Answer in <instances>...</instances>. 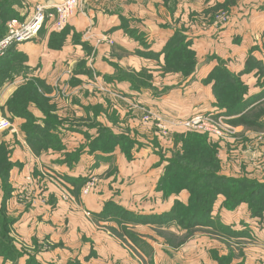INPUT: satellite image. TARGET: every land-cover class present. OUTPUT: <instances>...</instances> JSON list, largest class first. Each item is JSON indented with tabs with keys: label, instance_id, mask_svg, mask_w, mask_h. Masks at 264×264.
I'll return each mask as SVG.
<instances>
[{
	"label": "crops",
	"instance_id": "1",
	"mask_svg": "<svg viewBox=\"0 0 264 264\" xmlns=\"http://www.w3.org/2000/svg\"><path fill=\"white\" fill-rule=\"evenodd\" d=\"M26 1L55 5L61 0ZM250 1H254L261 9V12L250 15V21L225 25L222 36L211 49L202 42L199 46H189L196 51L198 60L197 68L189 75L169 70L165 66L166 48L176 32V25L170 24L168 20H163L167 22L162 23L161 4L156 5L154 0H82L66 29L55 31L46 26L36 38L18 45L17 48L25 53L27 65L32 71L10 79L8 86L0 90V106L8 105L28 79L40 81L38 90L54 109L48 108V103L40 107L37 102L30 100L26 110L32 114L34 124L42 127L48 117L45 111L57 117V121H60L57 133L62 147L41 148L38 153L28 143V137L21 135L22 126L28 123L27 118H11L17 147L21 149L23 145L20 151L27 157L21 166H15L10 172L14 191H18L17 184L22 183L23 178L25 180L30 174L37 178L43 177L42 167L53 170L56 168L60 175L67 176V184L72 189L76 181L85 178L87 172H97L101 167L98 157L104 156L115 162L123 185H113L109 189L102 186V196L97 195V192L95 196L93 194L86 199L80 196L84 204L93 205L95 208L92 210H96L113 199L128 207L124 204L131 203L133 206L142 202V198L146 200L147 194L153 193L154 196L157 195L156 198L148 202L156 208L149 213L170 212L174 206L172 199L175 200L177 196L188 191H180L177 195L176 189L158 186L167 165L164 158L171 161V156L178 150L174 134L187 132L179 130L168 137L161 136L152 123L143 121L141 108L158 112L168 119L179 120L202 111L223 113L224 109L218 106V98L214 92L216 80L209 79L210 73L220 64L235 74L246 87L244 100L250 105L243 114L264 106V37L254 39L246 34L251 31L264 32V0ZM180 10L178 8L179 12ZM168 16L170 20L172 13H168ZM131 17L140 23H128ZM102 80L107 84L101 89L97 87V83ZM156 88L159 89L157 93ZM162 89L166 92H160ZM97 107L104 108L103 113L98 112ZM114 110L120 114L119 122L110 118ZM97 122L105 127H119L125 133L127 131V134L137 131L145 136L139 135V138L146 141L150 138L147 130L151 134L155 133L156 136L151 135L155 149L142 146L132 136L136 143L131 149L118 146L110 153L99 151L96 147V139L100 134ZM235 126L238 127L237 134L246 128L244 125ZM256 135H244L245 138L237 143H234L237 135L226 141L209 139L217 148L216 157L222 168L220 175L242 178L248 176L251 180L264 182V146L261 149L262 157L256 148L259 144L264 145V136L257 139ZM250 139V146L244 148L243 145ZM69 144L78 146L70 150ZM231 148L235 150L232 153L229 152ZM235 152L243 153V159L248 162V158H256L260 167H249L243 159L238 171L230 164L222 167L224 160L232 159L230 154ZM54 156L57 157L53 160L45 159ZM66 157L73 159L70 161ZM16 158L19 163L23 160L22 157ZM78 190L80 195L81 189ZM165 190L172 194L169 197L164 196ZM74 196L78 197L76 194ZM188 197L185 196V203ZM121 198L124 200L121 201ZM218 200L221 202L224 199L220 196ZM99 204L102 205L98 206ZM131 209L135 210L132 207ZM221 220H226V223H248L251 226L248 236L255 244L244 249L247 254L242 262L235 258L233 264H264V214L252 216L248 205L242 203L232 210L222 207ZM72 221L74 222L73 216ZM75 221L79 224L83 219Z\"/></svg>",
	"mask_w": 264,
	"mask_h": 264
},
{
	"label": "rangeland",
	"instance_id": "2",
	"mask_svg": "<svg viewBox=\"0 0 264 264\" xmlns=\"http://www.w3.org/2000/svg\"><path fill=\"white\" fill-rule=\"evenodd\" d=\"M154 1L156 5L161 4L160 17L162 23L167 22L163 20H168L170 24L176 25V45L188 46L189 44L190 46L197 44L199 46L200 42H202L206 47L209 46L210 49L217 43L220 36H222V28L225 25L238 24L242 21L248 22L250 21V15L254 12H261V9L258 8V4H254V1L250 0ZM38 5L42 4H33L30 1L24 0L23 7L19 9L20 15L26 17L27 13L31 9L35 11ZM178 8H181L180 12ZM168 13H172L170 20ZM174 13L178 14L175 15ZM9 22L7 23V29L9 27ZM128 23L138 24L140 21L131 17ZM45 26H49V24L47 23ZM246 34H250L254 39L264 37V32L251 31L246 32ZM142 35L139 36L142 37ZM241 35H243V33H241ZM142 39L145 41L148 40L147 38ZM17 51L18 52L14 50L11 52L6 51L7 54L2 55L5 58L9 57V59H11V66L9 65V67L5 68L1 73V77L3 78L0 80V90L8 86L10 77L14 79L15 76H21L22 74L32 71L30 66L27 65L25 53L19 49ZM187 51L188 58L179 54V58H177L176 54V59L174 60L172 59L174 57V52L170 50L169 60L181 63L180 67L182 69H187L189 66L188 64H190L189 59L191 57L193 59L196 58L197 68L198 60L196 51ZM259 66L261 65L259 64ZM261 71H263V69ZM31 80H34V78L28 79L23 85L36 82ZM105 83L104 80H102V82L99 81L97 87L101 88L107 84ZM36 85L40 86L41 84ZM158 91L159 89L156 88L155 92L157 93ZM164 91V89L160 90V92ZM27 93H32V91L30 90ZM35 97L40 106L45 105V102H47L48 108L54 109L44 96L40 95ZM102 97L105 98L103 95ZM29 98L31 99L33 96L29 95ZM116 102L119 101L116 100ZM24 106V103L19 101L16 108L18 110H23ZM100 108L101 107H97V111L103 113L102 110L104 108ZM259 109H261V111H252L247 115L249 120L255 119L256 123L240 131L234 143L239 142L241 138H245L244 135L249 136L258 134L256 135L257 139L264 136V106ZM204 112L206 111L198 112L192 116ZM0 114L8 117L12 123L10 129L0 134V145L3 146L7 153L6 155L10 157L9 161L13 169L15 166H21L27 157L21 154L22 152L20 150H22L23 145H21V149H18L16 135L14 131H12L14 129L12 119L15 114L10 112L8 105L4 107L0 106ZM22 114L32 121L33 117L31 114ZM52 118L56 119V121L58 120L56 116H52ZM110 118L113 121L119 122L120 114L114 110ZM63 122L65 123L64 120ZM28 123L29 126H22L21 135L27 138L30 131L36 133L41 132L40 129H35L33 127L32 122ZM97 125L99 132L101 131L103 136L102 138H98L97 148L99 151L110 153L113 148L118 146L126 149L132 148L136 143L132 136H135L142 146H149L152 150L155 149V144H153V137L151 135H156L155 133L151 134L148 130L147 133L150 134L148 136L150 138L146 141L139 138V135L140 137L142 135L137 131H135V133L133 132V135L132 133L127 134V131L125 133V131L119 127H105L98 122ZM63 129L66 130V128ZM184 134H174V140L178 143V151L182 153L183 138L181 142L180 137ZM201 135L207 137L210 148L208 152L209 164L211 163V166H214L215 162L212 156H216L217 148L214 145L215 143L209 139L215 138L204 134ZM198 140L200 139L194 138L192 142H197ZM251 140L252 139L246 141L243 147L247 149V147L250 146ZM28 143L30 144L29 141ZM44 143L45 145H49V147L56 149L61 148L57 139L50 143H46V141ZM168 144L169 142L166 143V145ZM68 146L69 149L72 150V148L78 146V144L76 146L75 144H69ZM241 146L242 143L239 144V147ZM263 146V144H259V146L256 147L260 154L262 153L261 149ZM31 147L34 150L37 148V145H31ZM234 151L235 150L231 148L229 152L232 153ZM230 155L232 159L224 160L222 167H224L225 164V166L230 164L238 171V168L243 164V153L235 152V154ZM164 156L167 157V154H164ZM262 156L261 154L260 157ZM16 157L23 158L21 163L16 161L18 159ZM56 157L57 156L52 158L47 157L45 159L53 160ZM98 158V164H101V167L97 169L96 173L87 172L84 179L76 181L74 188H72L74 191L67 184L69 180L67 176L63 177L60 175L55 167V170L42 167L44 170H41L43 173V177L41 178H37L33 174H30L25 180L23 178L22 183H19V185L17 184V192L14 191V184L11 183V191L8 192L7 198L5 194L7 187L4 185V182L0 181V223L6 218L7 227L8 230H10V233H8L9 238L0 247V264H233V259L235 258L242 262L247 254L245 248L255 244L252 238L250 239L248 236L251 230L250 224L226 223V220H221L222 207L226 210L233 209L228 207V203L230 206H233V203H235L236 206L244 203L247 204L250 209L249 202L252 196L258 201L264 198V193L257 195L258 192H250L253 191L251 190L252 188H244L239 180L242 177L220 175L227 179H237L234 181L223 180L218 177L207 178L205 181L207 187L206 191H209L211 194L208 198L204 199L205 194L199 189L201 179L195 175L193 176L187 173V176H182L180 180L177 178L176 185L172 183L169 184L167 178L162 180L167 173L168 165H172L169 159L164 158L167 165L159 182L160 186L158 187L164 189L165 187H181L180 191L186 190L188 192L177 196L175 200L172 199L171 201L174 202L173 205L177 204L179 206L178 216H174L176 220L169 219V217H160L157 218L155 222H149V220L145 218L146 215L163 216L165 214L164 212L149 213V211L156 208L152 207L154 204L148 202V200L156 198L155 196L157 195L154 196L153 193L150 195L147 194L146 200L142 198L143 203L139 202L133 206L131 203L124 204L128 207L120 205L111 199L106 201L104 206L101 209L99 208L100 210L98 207L96 210H92L95 206L84 204V201L80 200V196L86 199L93 194V196H95L96 192L97 195L102 196V186L109 189V187L113 185H123L121 182L122 176H120L119 169L115 166V162L104 156H99ZM66 159L72 161L73 158L66 157ZM248 160L249 162L244 158L243 162L248 163L249 167H260L256 158L252 157L248 158ZM36 165L38 166V162H36ZM171 169H173V166ZM221 169L222 168H219L218 170L219 174L221 173ZM170 171L168 173H170ZM92 178L96 179V187L90 193L85 194L84 189ZM244 178H248V176H244ZM184 185H190L192 190L184 188ZM78 189H81L80 195L78 194ZM220 189L226 190L232 197L228 194H218L216 199L212 201V208L208 215L209 218L204 219V223L192 227L181 225L179 217L182 218L183 223H189L191 222L190 220H192L188 217L190 216L191 209L185 207V196H189L186 203H188L191 198V207L197 212L202 205L207 206ZM71 190L78 197H75ZM165 191L164 196L166 197L172 194L167 190ZM180 191H177L176 194H180ZM220 196L221 199H224L221 202L218 200ZM239 196L241 197L240 199L235 198ZM97 200L98 203H100L99 198ZM123 200L124 198H121V201ZM101 205L102 204H99L98 206ZM131 207L135 208V210L131 209ZM263 207L264 201L259 208ZM259 208L257 211L260 210ZM251 214L252 216L255 215L252 211ZM263 214L264 209L261 214L257 216H263ZM72 216L74 222L72 221ZM137 217H139V219ZM75 219L77 221L83 219V222L77 224ZM137 219L139 222L134 223ZM258 226L262 225L258 224ZM257 246L260 247L261 245Z\"/></svg>",
	"mask_w": 264,
	"mask_h": 264
},
{
	"label": "trees",
	"instance_id": "3",
	"mask_svg": "<svg viewBox=\"0 0 264 264\" xmlns=\"http://www.w3.org/2000/svg\"><path fill=\"white\" fill-rule=\"evenodd\" d=\"M23 4H24V0H0V39L3 38L7 34V32H8L7 23L10 20H18L19 22H24L33 13V11L31 12V10H30L27 13L26 17L21 16L19 9L23 7ZM44 27H46V26H44ZM176 39H177V35L175 33L170 40L171 43L166 48L165 66L169 70L178 71V72H182L183 74L189 75L192 72H194V70L196 68V58L193 59L191 57L189 59L190 64H188L189 66L187 69L186 68L182 69L180 67L181 63H177L176 61L169 60L170 59V53H169L170 50L174 52V57L172 58L174 60L176 59V57H175L176 54H177V58H179L178 54L188 58V56H187L188 51L187 50H190L193 52V50L189 48V44H188V46L186 44H185L186 46L176 45ZM20 44H22V43H16V44L12 45L7 50V52L8 51L11 52L12 50H14L15 52H18L17 47ZM7 52L5 54H7ZM12 58H14V57H12ZM10 60L11 59H9V57H6V58L3 56L0 57V80L3 78V77H1V73L5 70V68L9 67L10 62H11ZM220 65L217 66L209 75V79H215L216 80L215 85H214V92L218 98V102H219L218 106L221 109H224L223 114L226 116H238L242 113L241 116H238L237 118L235 117V118L230 119V122L233 125H244L245 127L252 126L253 123H256V121H255V119L249 120L247 115L250 114V112H252V111H261V109H259L260 107H258V108L256 107V109L249 110L243 114V112L246 110V108L250 105V103H248V101L244 100V96L246 94L245 93L246 87L244 86V84L240 81V79L235 74H233L227 68L222 67ZM9 79H11V77ZM31 81H35V80H31ZM35 83L39 84L40 82H38V81L31 82L30 84H25V85L21 86L19 88V90L16 92V95L8 102L9 110L11 113H14L15 116H22V117L27 118V116H24L22 113L31 114L30 112H28L26 110L27 103H29L30 100L37 102L38 106H40V104H39V102L35 96H40L41 93L38 90V86ZM30 90L32 91V93H27ZM29 95L33 96V98L30 99ZM262 96H264V95H262ZM19 101L23 102L25 105L23 110H18L16 108V105L18 104ZM45 104H47V102H45ZM258 105H260V104H258ZM40 107H44V105L43 106L41 105ZM45 113L48 114V117L46 118L47 120L45 122L44 127H42L40 125H35L34 124V118L32 119V121H30L27 118L28 122H30V123L32 122V125L35 129L41 130L40 133L30 131V134L28 135V141L30 142V144L32 146L37 145V148H35V150L37 152H39L41 150V148H48L49 147V145H47V144L45 145V143H44L45 141H46V143H48V142L50 143L51 141L57 139L60 143V147H62L61 142L58 138L59 135L57 133V131H58L57 126H58L59 122L56 121V119H53L52 118L53 115H51L49 112L45 111ZM25 126H29V123H27ZM201 134H204L206 136L208 135L205 133L188 131L187 133H185L184 135H182L180 137L181 142H182V138H183V143H182L183 153L179 152L178 150H176L173 153V156L171 159L172 165H168L167 173L164 175L162 180L163 179L165 180L167 178L169 184L172 183V184L176 185L177 178H179V180H180L182 176H184V175L187 176V173H189L193 176L195 175L199 179H201V183L199 184V189L201 191H203V194H205L204 199H206L211 194L209 191H206L207 187H206L205 181L207 178L218 177L219 179L233 180V181L237 180V179H227V178L220 176V174L218 173L220 166H219V161H218L216 156L215 157L212 156V158L215 162V165L211 166V163L209 164L208 152H209L210 148H209V145L207 142V137H204ZM102 137L103 136H102V133L100 131V134L96 139V147H97L98 138H102ZM104 137L106 138L105 134H104ZM115 138H117V137H115ZM194 138H199L200 140H198L197 142H192V140ZM129 149H131V147ZM6 154L7 153L5 152L3 146L0 145V181L4 182V185L7 187V189H6L7 191L5 193L6 198H7L8 192L11 191L10 172H11V169L13 166L11 165V163L9 161L10 157H8ZM214 155H215V153H214ZM172 166H173V169H171ZM206 169H210V170H206ZM170 170H172V171H170ZM169 171H170V173H168ZM239 180H240V184H242L244 186V188H246V187L252 188L251 190H253V191H250L251 193H255V192L257 193L258 192L257 195L264 193V182L261 183V182L254 181V180H251L248 178H240ZM180 182H182V181H180ZM183 187L192 190L190 188V185H184ZM166 189H167V187H166ZM172 189H176V192L177 191L179 192L181 187H178V188L172 187ZM220 193L228 194L230 197H232L226 190L220 189L213 196V199L209 202V204L207 206L202 205V207H200V210H198L199 212L198 211L196 212L192 209V207H191L192 200L190 198L189 202H188L189 204L185 203V207L187 209H191L190 216H188V217L191 218L192 220H190L191 222H189V223H186V222L183 223L182 218L179 217L181 225H183V226L186 225V226L192 227V226H196V225H199L201 223H204L205 222L204 219L209 218L208 215L211 211L210 209L212 208V201L214 199H216V197ZM254 195H256V194H254ZM235 198L240 199L241 197L239 196V197H235ZM254 198L255 197L252 196V199H250L251 201L249 202L250 203L249 205H250L251 211L255 215H258V214H261V212L264 209V207L259 208L261 203L264 201V198L259 200V201L254 199ZM228 207L234 209L237 206L235 203H233V206H230L228 203ZM258 208L260 209L259 211H257ZM3 212H4V210H3ZM178 212H179V206L177 204H175L172 207L171 211L168 213H165L163 216L146 215L145 218H147L149 220V222H155V220L157 218H160V217H169V219H175L176 220V217H174V216H178ZM137 218L139 219V217H137ZM138 219L135 220L134 223L139 222ZM0 230H1L0 231V247H1L3 245V243L9 238L8 233H10V230H8V227H7L6 218H5V220H3L0 223Z\"/></svg>",
	"mask_w": 264,
	"mask_h": 264
},
{
	"label": "built area",
	"instance_id": "4",
	"mask_svg": "<svg viewBox=\"0 0 264 264\" xmlns=\"http://www.w3.org/2000/svg\"><path fill=\"white\" fill-rule=\"evenodd\" d=\"M82 0H61L55 5H38L35 11L24 21L11 20L7 34L0 39V57L16 43L33 40L48 23L55 31L64 30L79 8ZM116 96H120L115 93ZM143 121L152 123L159 134L168 137L176 131H194L205 133L219 140L234 139L238 127L230 122L231 117L219 112L201 113L187 119H168L162 114L142 107ZM12 123L8 117L0 114V134L10 129ZM96 187V179L87 183L84 193L88 194Z\"/></svg>",
	"mask_w": 264,
	"mask_h": 264
}]
</instances>
